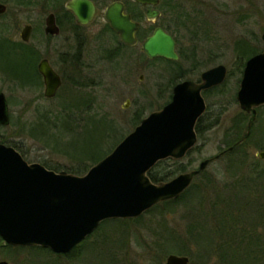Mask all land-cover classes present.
<instances>
[{
  "label": "rangeland",
  "instance_id": "374dc122",
  "mask_svg": "<svg viewBox=\"0 0 264 264\" xmlns=\"http://www.w3.org/2000/svg\"><path fill=\"white\" fill-rule=\"evenodd\" d=\"M179 16L183 17L181 22L185 27L180 22L177 23ZM156 23L169 29L178 39L181 48L188 52L192 49L197 54V70L203 72L222 65L228 71L224 83L226 87H221L219 95L210 97L206 102V114L215 115L218 124L209 131H205L208 127L201 130L202 136L191 154L177 161H161L150 171L156 177L167 175L164 181L167 182L180 174L196 170L201 162L213 159L219 152L226 150L228 141L235 135L238 136L240 132L241 136L244 134L247 118L238 108V86L234 87V82L239 79L240 64L247 61L243 58L240 48L256 50V54L263 48L264 0H173ZM177 26L180 28L175 32L173 29ZM133 51L137 54L140 50L136 48ZM125 54L130 52L126 51ZM98 57L100 50L96 51L92 60L93 84L85 93L76 94L61 90L57 98L46 100L43 97V87L21 89L10 81L6 82L7 78H0V92L6 96L10 116L7 126L0 125V144L12 148L15 145L14 149L24 154L23 158L28 163H38L42 166L46 163L50 167L67 172L66 170L80 160L78 154L87 149L90 142L89 132L86 130L87 132L82 133L84 123L78 122L81 125L78 129L75 128V132L79 134L63 135L62 139L56 140L54 148L53 145L46 146L43 141L40 142L38 138L31 136L28 129L31 123L39 119L37 112L56 110L60 105L70 102L74 104L80 97L87 101L93 100L96 119L103 118L111 125L112 131L106 132V136L100 129L93 134L97 145L103 144L104 150L113 143L107 149L109 154L142 119L167 105L170 96L164 91L165 85L160 87L159 84L166 83L169 72L182 65L180 58L178 64L171 67L168 63L149 62L142 57L134 64L100 62ZM141 76L142 80L139 79ZM137 113L142 117L134 125ZM83 117L79 116L78 119ZM48 129L47 126L43 127L44 132ZM50 131L59 136L56 131ZM44 138L49 143V140ZM247 144L248 141L233 154H225L212 160L203 171L207 176L200 181L197 180L198 175L193 183H206L205 181H210L209 177H213L217 184H225L229 175L238 172V168L230 161L233 157L231 155L235 154H247L244 172L249 170L247 167L252 163V157L257 159L258 163H252V167L263 171L264 161L259 160L258 154L252 153ZM161 204L154 206L151 212L137 222L106 221L67 256L33 252L38 257L37 264H164L169 254L177 255L180 246L175 241L173 244L168 236L174 230L180 232L185 227V222L180 217L185 216L188 208L180 204L176 212H171L173 207L167 210ZM14 248L17 247L6 245L1 240L0 261L8 264H28L29 252Z\"/></svg>",
  "mask_w": 264,
  "mask_h": 264
},
{
  "label": "water",
  "instance_id": "95a60500",
  "mask_svg": "<svg viewBox=\"0 0 264 264\" xmlns=\"http://www.w3.org/2000/svg\"><path fill=\"white\" fill-rule=\"evenodd\" d=\"M135 1L143 6L159 4V0ZM146 16L154 19L159 12L149 10ZM105 17L123 43H135L136 25L123 15L120 4L110 6ZM141 49L149 59H178L174 39L160 28L146 38ZM40 72L43 95L53 98L60 79L47 65H41ZM225 76L226 68L220 65L204 72L200 85H176L170 103L142 119L82 176L28 163L14 148L0 144V239L11 247L42 248L66 255L102 222L137 219L154 206L179 198L212 159L167 182L153 183L148 173L160 161L184 158L194 146V127L205 111L200 92L221 84ZM237 102L242 111L251 113L248 134L256 109L264 106V44L262 51L245 63ZM8 124V105L0 93V125ZM165 264H189V259L169 255Z\"/></svg>",
  "mask_w": 264,
  "mask_h": 264
},
{
  "label": "flooded vegetation",
  "instance_id": "af4514ba",
  "mask_svg": "<svg viewBox=\"0 0 264 264\" xmlns=\"http://www.w3.org/2000/svg\"><path fill=\"white\" fill-rule=\"evenodd\" d=\"M116 3L122 6L123 15L129 17V20L136 25L133 45L123 43L120 35L106 20L107 9ZM149 10H157L159 16L148 19L146 14ZM163 13L159 9V5L156 7L143 6L135 0H0V78H7L6 82L10 81L17 86V83L13 82L11 78L20 75L21 86L19 88L36 87L41 89L43 87L44 93L45 86L40 66L47 65L60 79V86L55 96L51 99L43 96L46 100H52L58 97L61 90L79 94L85 93L91 88L93 84L91 81L92 60L96 56V51L99 52V50L100 57L98 59L100 62L112 64L122 62L134 64L141 57L149 62L168 63L167 61H171L177 63L180 58L182 65L169 72L166 83L159 84L160 87L165 85L164 91L169 94L168 103H170L176 85L180 83L200 85L202 84V74L214 67L203 72L197 70V54L192 49L191 52H188L181 48L175 35L166 27L156 23ZM157 28L162 29L174 39L175 52L178 56L176 61L160 57L149 59L143 53L142 43ZM136 48L140 50L137 54L133 51ZM126 51L130 54H125ZM167 65L171 66L172 64ZM244 66L241 67L240 64L239 79L236 83L234 82V87L238 86V89ZM17 70L19 73L16 72ZM227 76L226 68V76L221 84L201 90L200 95L205 103L206 111L207 100L212 96L219 95L221 87H226L224 83ZM29 79L34 82H29ZM139 79L142 80V76ZM206 111L197 120L194 127L197 142L202 136L203 128L208 127L205 131H209L218 124L217 117L212 114L207 115ZM240 111L247 118L244 134L237 140H235L237 137L235 135L236 137L232 138L235 140L233 144L219 152L218 155L221 157L225 154H233L237 148L248 141L247 148L252 150V153L258 154L259 160L264 161V150H262L264 147V106L256 109L255 120L249 128L248 134L247 124L251 113ZM235 144L236 146L230 150ZM196 145L187 154H191Z\"/></svg>",
  "mask_w": 264,
  "mask_h": 264
},
{
  "label": "trees",
  "instance_id": "16d2710c",
  "mask_svg": "<svg viewBox=\"0 0 264 264\" xmlns=\"http://www.w3.org/2000/svg\"><path fill=\"white\" fill-rule=\"evenodd\" d=\"M170 2H173V0H161L159 9L165 12ZM177 19V23L180 22L185 27V24L181 22L184 20L183 17L179 16ZM173 30L176 32L178 26ZM176 41L178 42V39ZM240 49L244 59L256 55V50H251L247 47ZM167 62L172 65L178 64L171 61ZM243 66L244 64L241 63V67ZM16 72L19 73L18 70ZM11 79L18 86H21L20 75L12 76ZM29 82H34V80L29 79ZM78 98L74 104L70 102L69 104L60 105L56 110L50 109L37 112L39 119L35 123H31L28 132L31 136L38 138L40 142L43 141L42 143L46 146L53 145L52 147L54 148L56 140L62 139L63 135L76 133L75 131L78 129V126L81 125L78 122H83L85 126L82 133L89 132L90 142L87 145V149L78 154L80 160L70 169L66 170L67 173L81 176L92 165L99 162L108 154L107 149L113 143L105 150L102 148L103 144L97 145L93 134L100 129L104 132V135H107L106 132L112 131V127L103 118L96 119V115L93 113V100L87 101L80 97ZM79 116L84 117L78 119ZM141 117L140 113L136 114L134 125H136V122ZM44 126L49 128L45 132L43 131ZM50 130L56 131L59 136L53 135ZM44 137L49 140V143ZM240 137L241 132L235 140ZM235 140H229L228 145L233 144ZM13 147L15 148L16 146L13 145ZM21 156L24 157V154H21ZM231 156L234 158L232 157L230 161L238 168L236 170L238 172L229 175L230 177L227 178L225 184L221 185L220 183L219 185L213 177L212 179L209 177V182L205 181L206 183L202 182V184L200 182L193 183L178 199L161 204L167 210L169 207H173L171 212H176V208L180 204L184 208H188L185 216L183 218L180 217L182 221L184 220L185 227L180 232L174 230L168 238L171 239L173 244L175 241L180 246L177 250V255L187 256L190 260L189 264H264V170L259 171L255 167H252V163L258 164L257 159L252 157V163H249L247 167L249 170L244 172L246 167L244 162L247 160V154H235ZM43 165L49 170L60 171L59 168L50 167L46 163ZM154 175L153 172H149L148 174L153 183L164 182L167 179L166 177H168L167 175L162 177ZM206 176L202 172L197 177V180L201 181ZM221 186H224V188ZM143 216L138 219L124 221L137 222ZM14 249L29 252L28 264L38 263V257L34 253L43 252L56 255L41 248ZM157 264L160 263L158 262Z\"/></svg>",
  "mask_w": 264,
  "mask_h": 264
}]
</instances>
